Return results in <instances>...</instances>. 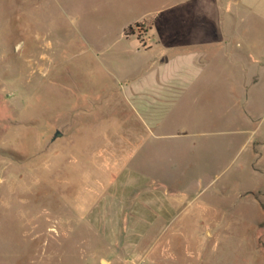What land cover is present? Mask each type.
Segmentation results:
<instances>
[{"label": "rangeland", "instance_id": "obj_1", "mask_svg": "<svg viewBox=\"0 0 264 264\" xmlns=\"http://www.w3.org/2000/svg\"><path fill=\"white\" fill-rule=\"evenodd\" d=\"M68 1L0 0V264H264V107L220 81L149 136Z\"/></svg>", "mask_w": 264, "mask_h": 264}, {"label": "crops", "instance_id": "obj_2", "mask_svg": "<svg viewBox=\"0 0 264 264\" xmlns=\"http://www.w3.org/2000/svg\"><path fill=\"white\" fill-rule=\"evenodd\" d=\"M68 11L81 53L115 77L104 99L128 104L149 136L186 135L168 132L171 113L220 81L241 118L263 110L264 0H69Z\"/></svg>", "mask_w": 264, "mask_h": 264}, {"label": "built area", "instance_id": "obj_3", "mask_svg": "<svg viewBox=\"0 0 264 264\" xmlns=\"http://www.w3.org/2000/svg\"><path fill=\"white\" fill-rule=\"evenodd\" d=\"M134 29H138V27H134ZM139 44L142 48H145L146 47V41L144 38H140L139 40Z\"/></svg>", "mask_w": 264, "mask_h": 264}, {"label": "trees", "instance_id": "obj_4", "mask_svg": "<svg viewBox=\"0 0 264 264\" xmlns=\"http://www.w3.org/2000/svg\"><path fill=\"white\" fill-rule=\"evenodd\" d=\"M136 27L140 28V27H139V26H137V25H136ZM129 31H131V28H129L127 32H129Z\"/></svg>", "mask_w": 264, "mask_h": 264}, {"label": "water", "instance_id": "obj_5", "mask_svg": "<svg viewBox=\"0 0 264 264\" xmlns=\"http://www.w3.org/2000/svg\"><path fill=\"white\" fill-rule=\"evenodd\" d=\"M59 134H60V133H58V132H57V133H55V134H54V137H56V136H57V135H59Z\"/></svg>", "mask_w": 264, "mask_h": 264}]
</instances>
